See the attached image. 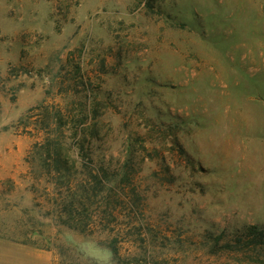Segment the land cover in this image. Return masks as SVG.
Instances as JSON below:
<instances>
[{
  "label": "rangeland",
  "instance_id": "1",
  "mask_svg": "<svg viewBox=\"0 0 264 264\" xmlns=\"http://www.w3.org/2000/svg\"><path fill=\"white\" fill-rule=\"evenodd\" d=\"M81 106L96 113L95 159L136 165L111 233L59 225L47 177L29 173L35 123ZM253 225L264 0H0V239L54 264H264V247L214 245Z\"/></svg>",
  "mask_w": 264,
  "mask_h": 264
},
{
  "label": "trees",
  "instance_id": "2",
  "mask_svg": "<svg viewBox=\"0 0 264 264\" xmlns=\"http://www.w3.org/2000/svg\"><path fill=\"white\" fill-rule=\"evenodd\" d=\"M95 114V110L81 106L72 111L58 109L51 116L44 115L35 123V129L41 131L44 138L33 144L27 158L31 176L37 180L45 175L48 179L46 183L52 193L49 199L51 215L59 225L83 235L111 233L116 210L123 205L128 191L134 193L136 190L131 179L136 173L132 159L116 167L111 161L95 159L94 152L98 148L95 142H102L96 124L90 123ZM128 187L131 188L128 190ZM214 245L229 250L223 252L263 248L264 229L247 226L231 240L216 237ZM108 247L119 258L116 241ZM134 256L125 264H140L141 260Z\"/></svg>",
  "mask_w": 264,
  "mask_h": 264
},
{
  "label": "crops",
  "instance_id": "3",
  "mask_svg": "<svg viewBox=\"0 0 264 264\" xmlns=\"http://www.w3.org/2000/svg\"><path fill=\"white\" fill-rule=\"evenodd\" d=\"M0 264H54L50 251L0 239Z\"/></svg>",
  "mask_w": 264,
  "mask_h": 264
}]
</instances>
